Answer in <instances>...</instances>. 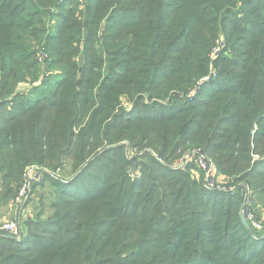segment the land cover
<instances>
[{
    "label": "trees",
    "instance_id": "trees-1",
    "mask_svg": "<svg viewBox=\"0 0 264 264\" xmlns=\"http://www.w3.org/2000/svg\"><path fill=\"white\" fill-rule=\"evenodd\" d=\"M85 1L0 0V201L16 199L31 165L57 170L67 158L78 168L67 183L46 175L60 195L54 228L42 222L31 244L0 235V264H264V236L243 225L240 192L207 190L156 161L128 180L119 146L86 155L91 139L96 149L113 133L161 153L199 137L221 174L246 172L257 208L264 162L251 168L250 153L264 147V0ZM219 35L217 79L189 95ZM40 54L56 72L34 95L15 94L41 80ZM121 93L138 99L115 114Z\"/></svg>",
    "mask_w": 264,
    "mask_h": 264
},
{
    "label": "rangeland",
    "instance_id": "rangeland-1",
    "mask_svg": "<svg viewBox=\"0 0 264 264\" xmlns=\"http://www.w3.org/2000/svg\"><path fill=\"white\" fill-rule=\"evenodd\" d=\"M81 5L84 7L85 0H79ZM69 3V2H68ZM68 6V5H67ZM82 7V8H83ZM54 12H57L58 9H54ZM59 12V11H58ZM58 22L56 18L51 19V25L49 26L50 29H53V32H55L57 28ZM228 40L232 41H237L238 37L237 36H228ZM215 45L212 47V51L209 54V64H208V74L203 77V79L194 87L191 89L189 92V95H194L197 93L198 89L200 88L201 85L205 84L206 82H209L211 80L217 79V68L218 66L221 67L222 63L217 65V57L219 54H221V50L225 49L227 41L226 37L219 35L216 38ZM230 47V46H229ZM218 49V51H216ZM100 50V49H99ZM231 51H227V55L230 56ZM83 54V52H82ZM100 54L104 56L105 53H103L100 50ZM108 57V56H107ZM51 62V60H50ZM50 62L48 63L46 60L43 61L41 70H42V78L39 82L34 84V86H29V85H20L18 87V90H16L15 94L23 95L24 96H32L34 95L35 89H33L36 86H39L42 84V81L45 80V78H48L50 74H52L55 69L50 68L49 66L51 65ZM108 64L106 67L108 68ZM127 92V89H125ZM14 94V95H15ZM184 95V94H182ZM147 104H152L156 99L154 97L148 96V95H143L142 97ZM138 99V95L136 93H121V96L119 97L118 105L115 108V114L116 112H122V111H127L130 108H132L133 104L135 101ZM165 100L166 102L169 101V99H162ZM96 106V105H95ZM96 107H93V109ZM92 109V110H93ZM91 112H89L86 116L87 120L90 118ZM115 117L114 113L113 114H105L101 119H104V127L107 124L112 123L113 118ZM86 120V121H87ZM85 127V124L81 125L80 127L76 128V132L81 131ZM258 130V126L255 125L254 130L252 132V135L254 136L255 133ZM110 139H107V137H102L105 140L101 141V144L99 145L98 148L93 149V139H91V144L90 147L86 151V155H89L92 153L91 156H100L101 154H104L106 150L112 148V147H123L124 149L120 152L119 154V159H123L125 161V169H124V175L128 180L134 181V180H139L143 176H145L148 172V168L152 166V161H156L158 164L167 167L168 169H171L173 171H176L178 174H187L189 175V180L193 181V183L198 184L200 186H203L207 190L211 191H218V192H223L227 194H234L240 192L242 197H243V205L240 211V215L243 214L242 211L245 207L246 202L250 199L249 205L252 204V196L253 194L250 195V198L246 197V193L250 190V187L248 186V183L245 181H240L242 179H245L246 172L240 173L236 176H228L221 174L219 172L220 177L222 176L223 179V186L226 189H218V188H207L205 185L204 181V174L201 172V170L198 168L197 164H194L187 160V158L190 155H197V156H202L205 158L207 161L211 162L216 166V159L219 158L218 153L213 154L212 149H208L209 156L205 153L203 150L204 147L201 145V143L198 141L199 137L197 140H193L192 142H188L186 145H179L178 143L180 139H177L174 143V145L167 150L165 153H161L160 151H157L149 146H137L134 145L129 139L127 138H121L120 140L117 139L116 136H114V133L112 135L108 136ZM112 139V141H111ZM199 142L200 144H198ZM264 144V142H262ZM113 145V146H112ZM112 146V147H111ZM152 158V159H151ZM250 158L252 159L250 162V167L253 168L257 163H263L264 162V147L261 145L260 147H256V144L252 146V152L250 153ZM91 159V157H90ZM73 159H67L64 158V163L69 166H64L60 167L57 170H54L51 167L48 166H41V165H34L37 166L43 170H46L48 173L44 174V180L47 179L46 175L49 177H54L55 179H58L60 182L67 183L69 182L75 175H76V170L78 168L72 169V161ZM217 168V166H216ZM218 170V168H217ZM60 171V173H57L56 176L55 173ZM49 174V175H48ZM50 180L57 181L53 178H49ZM46 180L42 185L37 187L31 194L30 198L27 199L21 206H18L15 204V199H11L9 202H5V200L0 201V223H8V222H18L20 225V231L21 235L20 238H22V241L24 239H27L28 242L30 243V238L31 234L29 232H36L38 234H43V229L42 227H45L42 222H47L46 227L47 228H54V220L55 219V210L56 206L60 204V195H59V190L54 187L55 182ZM191 181V182H192ZM233 187L234 190L231 191L230 188ZM5 187L2 186L0 183V192H4ZM6 191V190H5ZM16 193V191H15ZM259 204L264 206V194L258 198ZM55 204V208H53ZM259 204L257 205L258 207L255 208L253 211H255L257 214H259L261 211V208L259 207ZM249 205L246 207L249 209ZM260 205V206H261ZM70 209H65L64 212H67ZM263 214V213H262ZM38 226V227H36ZM255 239L263 237L264 234H260L257 232H253L251 234ZM31 244V243H30ZM25 250H27V247H24ZM104 256H106L104 254ZM101 258V257H99Z\"/></svg>",
    "mask_w": 264,
    "mask_h": 264
},
{
    "label": "built area",
    "instance_id": "built-area-1",
    "mask_svg": "<svg viewBox=\"0 0 264 264\" xmlns=\"http://www.w3.org/2000/svg\"><path fill=\"white\" fill-rule=\"evenodd\" d=\"M218 51V49L216 50ZM39 59L41 62L45 60V56L40 54ZM187 160L190 162L197 164L198 168L204 174V181L207 188H218V189H226L223 184V177L219 175V171L217 170L216 166L211 162L207 161L202 156L197 155H190ZM48 173L46 170H43L37 166L31 165L26 168L25 174L22 178L20 183V188L15 199V204L21 206L27 199L30 198L32 189L35 184L40 183L44 179V174ZM60 173V171L56 172ZM57 176V175H56ZM58 177V176H57ZM135 181V180H134ZM231 191L234 190L233 187L230 188ZM235 194V193H234ZM252 194L251 188L245 194L247 198H250ZM250 203V199L246 202L245 207L242 211L243 215L246 216V219L252 229L253 232H257L260 234H264V210L257 214L255 211L246 208ZM263 213V214H262ZM20 225L18 222H8L0 223V235H12L15 237L20 238L21 231Z\"/></svg>",
    "mask_w": 264,
    "mask_h": 264
},
{
    "label": "water",
    "instance_id": "water-1",
    "mask_svg": "<svg viewBox=\"0 0 264 264\" xmlns=\"http://www.w3.org/2000/svg\"><path fill=\"white\" fill-rule=\"evenodd\" d=\"M240 218H241V221H242L243 225L245 226V228L252 234L253 231H252V229H251V227H250V225H249V223H248V221L246 219V216L241 214ZM6 237H7V239H10V240H13V241H19V242L22 241V238H18V237L12 236V235H8Z\"/></svg>",
    "mask_w": 264,
    "mask_h": 264
},
{
    "label": "crops",
    "instance_id": "crops-1",
    "mask_svg": "<svg viewBox=\"0 0 264 264\" xmlns=\"http://www.w3.org/2000/svg\"><path fill=\"white\" fill-rule=\"evenodd\" d=\"M264 209L261 210V212L263 211Z\"/></svg>",
    "mask_w": 264,
    "mask_h": 264
}]
</instances>
